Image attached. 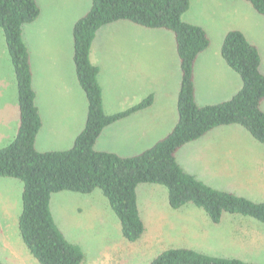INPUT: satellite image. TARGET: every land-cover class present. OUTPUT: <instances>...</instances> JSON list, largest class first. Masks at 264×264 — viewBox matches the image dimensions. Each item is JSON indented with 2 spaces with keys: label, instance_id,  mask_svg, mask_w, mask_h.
I'll list each match as a JSON object with an SVG mask.
<instances>
[{
  "label": "trees",
  "instance_id": "trees-1",
  "mask_svg": "<svg viewBox=\"0 0 264 264\" xmlns=\"http://www.w3.org/2000/svg\"><path fill=\"white\" fill-rule=\"evenodd\" d=\"M189 1L91 0L89 9L72 26L75 78L87 103L84 125L68 149L38 151L35 139L41 117L22 27L37 19L40 8L36 0H0V29L13 68L19 112L14 137L0 147V178L21 183L18 232L39 264H81L85 260L81 247L69 241L53 220L51 195L62 191L91 194L100 189L118 220L121 238L131 243L144 232L135 191L141 183L165 187L171 209L193 205L214 224L228 213L252 218L264 226V202L212 188L185 171L176 160L181 147L220 126L238 125L264 146V112L260 108L264 100V74L259 70L257 47L240 30H228L220 47L223 61L241 80L240 88L225 101L201 106L196 103L193 65L208 47L209 38L201 26L181 19ZM243 1L264 16V0ZM119 20L169 30L180 67L175 124L151 146L131 156L95 149L105 127L146 109L153 101V94L149 93L123 110L110 114L103 110L97 79L99 67L91 63L89 52L97 30ZM147 264L256 263L213 256L188 247H169Z\"/></svg>",
  "mask_w": 264,
  "mask_h": 264
},
{
  "label": "rangeland",
  "instance_id": "rangeland-1",
  "mask_svg": "<svg viewBox=\"0 0 264 264\" xmlns=\"http://www.w3.org/2000/svg\"><path fill=\"white\" fill-rule=\"evenodd\" d=\"M36 1L41 14L32 26L36 27L37 33L27 36V25L24 26V39L29 46L28 51L34 54L38 47H42L60 49L64 52L65 47L69 48L68 42L70 44L72 42L73 23L89 9L91 0ZM219 1L222 2V8H218ZM229 5H234L238 9L234 18H226L222 13V10L231 8ZM214 10H217L215 14ZM181 19L185 22L188 19L199 23L202 20L205 21L208 33L206 34L209 38V45L206 48L208 50L205 51L203 59L196 61V68H194L197 74L196 81L204 77L202 86H205L206 90L216 86L215 80L218 78V73H221L218 68H223L218 64L217 54H220L223 32L229 29L241 30L247 39L257 46L260 55L259 70L264 74V16L257 13L247 2L190 0L188 10L183 13ZM45 36L53 40L48 45L43 41ZM61 43L64 48L59 47ZM90 49V60L93 64H97L100 70L101 67L103 68L107 78L110 70L116 69L113 71L115 74L112 78L108 79L116 92L124 90L125 99L141 98L152 92L155 103L153 110L156 114L160 116V112L156 110L163 108V115L167 116L170 125L176 122L180 67L175 40L169 30L150 29L130 21L119 20L100 27ZM126 65H129L134 72L145 71L147 77L150 73H155L156 80L155 78L147 79L153 86H150L151 83L147 81L146 88L144 86L141 89L136 79H126L127 71L124 68ZM59 68L56 67L53 72H57ZM72 69V74H75L74 65ZM69 70L72 71L71 68L68 72ZM64 73L67 72L64 71ZM109 81H106L108 87L111 86ZM15 85L13 68L0 29V103L7 101L10 104L5 105L4 112L11 116L17 115L8 113L7 109L16 105ZM136 85H138L137 88ZM229 91H231L230 88L227 92H223L224 94L219 93L216 98V94L211 93L212 96L207 94L198 102H207L211 99L220 102L224 98L228 99L229 95H223ZM85 111H87V103ZM55 113L58 114V109H55ZM83 115L84 122L86 113ZM12 122L17 125L18 118L15 117ZM137 126L135 120L124 121L123 125L117 128L123 140L121 144L116 145L109 135H101L95 144V149L113 151L120 156L139 153V149L144 146L143 144L134 145L142 133ZM166 129L162 127L161 135L166 133ZM54 135L60 140L68 136L64 129H60ZM70 145L72 146L69 144L68 146L55 145V147L67 149L71 147ZM225 155H228V162H226L228 164L229 161H234V156L241 159H246L247 156L260 158L264 157V146L256 142L245 129L238 125L220 126L192 142L189 148L182 147L176 154V160L185 171L212 188L231 191L252 201L264 202V186L259 187L256 185H261L259 183L246 182L245 176L242 180L241 177L227 174V178L232 180L225 183L217 180L213 174V168L218 162L225 160ZM209 157L210 159L206 161ZM135 191L145 230L142 237L133 243L121 238L118 220L100 189H95L91 194L62 191L51 195L50 209L53 220L69 241L81 247L85 255V260L81 264H147L160 251L169 247H194L193 249L197 251L213 256L237 257L256 264H264V226L254 219L224 213L218 224L209 221L210 225L199 222V224L187 225L188 216L182 214L179 209L174 210L169 207L165 187L141 183L137 185ZM2 195L0 194V213L9 206L16 208V211L21 209L20 194H16V198L12 196L16 200L11 201L9 197ZM187 206L195 208L193 205ZM10 218L12 222L7 226V230L0 231V262L2 264H39L27 251L20 238L14 211ZM100 224H104L105 230L95 232L93 229ZM148 225L150 227L146 230ZM99 233L104 237L95 236ZM222 234L225 237H221ZM193 243L196 246H193ZM100 249L102 250L99 251ZM98 256L99 259H97Z\"/></svg>",
  "mask_w": 264,
  "mask_h": 264
},
{
  "label": "crops",
  "instance_id": "crops-1",
  "mask_svg": "<svg viewBox=\"0 0 264 264\" xmlns=\"http://www.w3.org/2000/svg\"><path fill=\"white\" fill-rule=\"evenodd\" d=\"M218 3H219L218 8H222L221 7L222 2L219 1ZM229 7L231 8H229L226 11L222 10V13L225 15L226 18L236 17L237 10H238L237 7L234 5H229ZM213 12L215 14L217 10H214ZM40 14H41V11H40ZM40 14L35 21L23 25L22 37H23L24 42H25L24 26L27 25L26 26L27 36H30V34L32 35L36 34L37 29L35 26H32V25L33 23H36L38 21ZM186 22L201 26L204 29V31L207 33V29L205 27V21L202 20L199 23V22L191 21L188 19L186 20ZM209 22H211L210 19H209ZM227 31L228 30L223 32V35H222L223 37ZM43 41H45V43L48 45L50 41H53V40L45 36ZM72 44L73 42H71V44L70 42H68L69 48L67 47L64 48L61 43L59 47L64 48V52H62L60 49H55V48L51 49V48H42V47H38L35 50L34 54H32L31 51H29V58H30L31 72H32V86L35 92V103L38 107L39 114L41 117V127L35 139V147L38 151L63 150L64 147L60 149V148L55 147V145L68 146L69 144H73L74 138L81 131L83 124L85 122V121L83 122V116H84L83 114L86 113L85 95L83 94L82 89L77 83L75 74H72L73 72V69H72L73 46ZM26 46L27 48L29 47L27 44ZM206 50L208 49H205L196 57L193 68L194 67L196 68L195 64L198 59L204 58L203 55ZM90 52H91V49H90ZM220 57H221V54H217L218 64L221 65L223 68H218L219 70H221V73H218V78H216V80L213 79L216 81V86L214 85L215 87H212L209 90H206V87L202 86V79L204 77H201L199 81H196L197 74L195 72V68L193 69L195 101L200 106L206 105V104H215L213 102H217L215 101V99H211L207 102L204 101V102L199 103L198 102L199 99L203 98L207 94L211 96L212 94L213 95L216 94L215 95V98H216L219 95V93L221 94L223 92L225 93L227 92L228 88H230L231 91L223 95V96L229 95V97H227L229 99L241 86V80L239 76H237V74H235L233 70H231L227 65H225L224 64L225 62L223 63L222 62L223 59ZM89 59H90V53H89ZM62 61H64L65 63H63ZM154 65L156 66L155 63ZM59 66L61 67L59 68ZM56 67L59 68L58 71L53 72V70ZM70 68L72 71L69 70L68 72V69ZM124 68H125V71H127L125 78L126 79H136L138 83L140 84L141 89L144 88V86L146 88V83L148 81L147 79L155 78L156 80L155 73H150V76L147 77L145 71L144 72L142 71L134 72L132 71L129 65H126ZM114 70L116 69L113 68V70H110L108 74L109 77L107 78V74H105L103 68L101 67V70H100V67H99V73L97 76L98 83L102 91L103 110L107 114L114 113V112L123 110L127 107H130L131 105L137 103L138 101H140L142 98L145 97L144 96L141 98L125 99L123 97L124 90H117L116 92L114 87H112V82L108 80L109 78L111 79L112 75L115 74V72H113ZM64 71H66L67 73H64ZM138 74H140V76ZM42 76H45V77L43 78ZM212 78H214V76H212ZM106 81L110 82L111 84L110 87L107 86ZM149 82L150 81H148V83ZM150 86H153L152 83ZM135 87L137 88L138 85H136ZM15 88H16V85H15ZM177 90H178V87H177ZM152 91H154V89H152ZM149 93H152V92H149ZM225 100L227 99L224 98L221 101H225ZM5 105H10V104L7 103V101L6 103H3V104L0 103V147L9 143L11 139L14 137L18 124L15 125V122H12V120L15 117L19 119L17 98H16L15 106H13L12 108L6 106L8 109V113L12 112L13 115L14 114H17V115H14V116H11L9 114L7 115V113L4 112ZM263 105H264V100L260 103V108L264 112ZM153 106H155L154 99L151 105L147 107L146 109L132 113L128 115L127 117L119 121H116L112 123L111 125L105 127L103 131L101 132V134L99 135V137L97 138L95 144L97 143L101 135H109V138H111L116 143V145L121 144L123 140L118 134L117 128L123 125L124 121L135 120L138 124L137 127H139V131L142 133H140L138 141L134 142V145L143 144L144 147L143 148L139 147L140 149L138 152L148 148L153 143H155V141H157L162 136H164L166 133H168L173 127V124H175V123H171L170 125V121L167 118V116L163 115V112H162L163 108H158V110H156L157 112H160V116H159L153 110ZM55 109H58V114L55 113ZM162 127L167 128L166 133L164 135H161L160 133ZM60 129H64L67 132L68 136L64 140H60L57 138V136L54 135V133L59 132ZM191 143H188L185 146L189 148V145H191ZM68 148L69 147H67V149ZM103 151H106V150H103ZM209 159L210 157L206 158V161H208ZM226 162H228V155H225V160L218 162L217 166L213 168L214 170L213 174L214 176L217 177V180L225 183L229 180H232L231 178H227V174L228 175L231 174L230 176L241 177L242 180H244L243 176H245L246 182L259 183L261 185L256 184L259 187L264 186V157L259 158V157L247 156L246 159H241L239 157L234 156V161H229L230 162L229 164ZM226 169L228 170L225 171ZM20 191H21V183L18 182L17 180L11 179V178H0V194H3L2 196L7 197V198L9 197L10 201L16 200L12 198V196L16 198V194H20ZM261 197L263 198V194H261ZM13 211L15 213L16 223H17V217L20 213V210H17L18 211L17 213L16 208L14 209V208H11V206H9L8 208H6L0 213V231L7 230V226L12 222L10 215L12 214ZM179 211L182 214L184 213L185 216H188L187 217L188 220L186 221L187 225L188 224L192 225V223L196 224L198 222L201 224L203 223L206 225H210L209 219L206 217V215L200 209L196 207L189 208V206H185V207L180 208ZM140 216H141L142 221H144L141 213H140ZM165 222L167 223V219L165 220ZM149 227L150 226L148 225L146 230ZM93 230L95 232H101L105 230V226L104 224H100L96 226ZM144 230H145V225H144ZM95 236L104 237L100 233ZM221 237H225V235L223 236L222 234ZM193 246H196V244L193 243ZM257 248H258V245L256 249ZM102 249H100L99 251H101ZM97 259H99V256L97 257Z\"/></svg>",
  "mask_w": 264,
  "mask_h": 264
}]
</instances>
